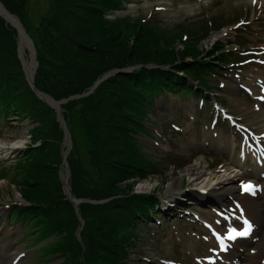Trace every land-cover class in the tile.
<instances>
[{"label":"rangeland","instance_id":"1","mask_svg":"<svg viewBox=\"0 0 264 264\" xmlns=\"http://www.w3.org/2000/svg\"><path fill=\"white\" fill-rule=\"evenodd\" d=\"M97 2H102L105 9L97 7ZM118 3L119 0H0V5L16 21V24L10 21L0 11V68L7 78L5 86L10 91V95L7 94L11 102L21 101L25 112L23 114L21 108L13 106L14 113L0 114V209L5 208L6 203L23 200L22 197L31 200L22 194L30 170L26 166L40 160L42 180L28 192L41 199H57L61 204L69 201L74 206L75 226L71 236L75 240V253L68 249L70 235L63 231L62 226L51 236L44 233L37 240L31 237L35 220L24 221L30 226V230H26L28 236L24 237L19 228L22 223L16 225L9 221L6 216L8 208L2 210L0 231L5 229L6 254L13 252L14 256L19 250H27V256L19 264H118L120 256L121 263L129 257L133 264H194L193 255L204 254L203 246L193 249L189 245L190 239L197 242L194 233L204 231L201 223L195 221L214 217L212 207L218 202H211L209 198L223 193L216 183L192 182L199 172L196 162L201 161L206 170L215 173L226 172L227 165L236 172L227 154L214 148L193 150L188 144L192 132L201 134L199 124L210 125L213 117L210 118L204 111L203 116L197 102L203 94L207 109L221 106L224 112L232 115L249 131L260 133L264 130L249 120L252 113L248 115L249 119L239 115L242 114L241 105L249 112L254 106L256 108L255 96L250 93L259 95L261 90L260 82L264 75V0H256L255 3L253 0H121V5ZM213 20L217 24L210 27L212 30L207 35L189 33L198 28L197 23ZM140 31L147 32L150 38L157 41L139 39ZM181 35L186 38H180ZM138 39V45L143 46L137 51L139 55L149 56L150 51L159 47L164 51H174L177 59L171 62H138L126 68L111 67L103 77L102 68L123 50L115 47L135 45ZM185 50L187 53L184 54ZM189 50L195 51V57ZM238 57L243 62L237 65L232 63L237 61L223 62ZM250 58L248 63L242 64ZM203 59L223 64L221 70L224 72L211 76L215 80L209 89L195 80L192 72L178 68L182 61L189 65L192 61ZM143 68H162L164 72L174 73L178 68V72H184L188 83L198 89L199 94L192 93L179 100L173 93H165V97L162 95L156 100L155 107L147 106L132 97L138 96V92L131 89L129 81L124 83L123 97L118 98L121 116L116 119L114 127L121 133L122 144L130 152H123L124 159H129L130 165L136 159L125 141V133L131 134L130 141L133 133L140 139L143 150L151 155L150 161H157L158 164L155 163L152 172L150 167L147 174L130 171L128 174L135 177L126 176L121 180L107 163V156L112 150L102 140L112 138L100 110L101 102L89 103L97 86L85 93H72L93 76L99 77L96 82L102 77L105 82L119 72H142ZM141 109L150 114H143ZM194 109L197 114L195 126L185 133L181 132L185 125L190 126L189 112ZM177 115L184 119L170 120ZM123 117L133 122L123 123ZM94 121L99 130L94 129ZM172 123L180 126L181 130L173 128ZM135 125L148 129L151 137L135 133ZM214 129L219 135L226 136L220 139V143H228L230 131L224 124L219 122ZM259 138L264 142V135ZM26 151L30 153L27 155ZM80 152L89 156L85 164ZM218 163L223 166L218 168ZM190 168L194 176L189 174ZM238 175L242 176L241 173ZM133 181L134 185L129 187V182ZM146 181L151 183V187L140 189ZM173 183L176 191L190 190L192 198L165 204L161 201V212L142 222L140 240L129 243V247L125 248L127 257L123 258L120 251L123 247L118 244L120 233L114 235L111 228L104 225L105 213L115 207L117 191H126L121 197H126L129 191L135 189L160 192L161 197H167ZM201 185H207L209 192L200 194L197 187ZM224 197L227 200L229 196ZM62 205L68 214V204ZM52 216L53 223L62 222ZM127 225L123 230L130 231ZM59 248L66 255L57 251ZM104 250H109L111 256Z\"/></svg>","mask_w":264,"mask_h":264},{"label":"trees","instance_id":"2","mask_svg":"<svg viewBox=\"0 0 264 264\" xmlns=\"http://www.w3.org/2000/svg\"><path fill=\"white\" fill-rule=\"evenodd\" d=\"M97 7H102L105 9L106 6L102 2H97ZM121 4V0H119V3ZM214 24L217 23L216 20L212 21ZM136 24V23H135ZM205 24V25H204ZM198 28L196 30L189 31V33L193 34H198L199 32H204L206 35L209 32V24L204 22L203 24L197 23ZM136 28V27H135ZM164 33V29H162ZM139 39H145V40H150L151 42L157 41L155 38H150V35L147 32L140 31L138 33ZM164 38H169L165 36ZM139 39L137 40V43L135 45L131 46H118L115 48L118 49H123L120 53L116 54L112 58L109 59V61L106 63V65L102 68V76L111 67H116V68H126L132 65L137 64L138 62H159L160 60L162 62H171L177 59L176 53L174 51L168 50L164 51L162 49H159V47L155 48L153 51L149 52V56H142L137 53V51L142 48L143 46L138 45ZM145 51V50H142ZM190 53L194 54L193 57H195V51L189 50ZM156 53V54H153ZM184 54L187 53V50L183 52ZM222 55V54H221ZM225 57V55H222ZM184 57V56H183ZM124 59V60H123ZM1 62V59H0ZM183 63H180L178 65L179 69H185V72L189 73L192 72L195 75V79L199 78L201 82L207 81L206 77L208 76V72H210L213 69H219V66L216 64H212L211 62H208L206 60H197L195 62H190L188 65L185 63V61H182ZM227 62V61H225ZM0 66H2L0 64ZM176 70H179V69ZM6 71V69H5ZM5 72L2 71L0 68V104H5L8 105L10 103V98H8V94L10 95V91L6 90L5 82H6V76L4 74ZM101 76V77H102ZM144 78L140 84L137 83L136 81L139 79ZM99 79V77H91L90 80L84 84L81 88H78L76 91H74L72 94H78V93H85L91 89V87L95 84V82ZM130 85L133 86V90L138 92L137 99L140 98V101L148 104L146 102V99L153 97L155 94H164V90H173V88L177 85L181 89H184L187 93L193 92V88L188 85L184 77H178L174 72H164L162 68L159 69H148V68H143L142 72H119L115 76H110L109 78L104 80L98 84V86L92 91V96H90L89 103H96V101H100V110L102 111L103 117L106 119L105 124L108 126L110 129V135L111 138L110 140H102V143L107 144L108 149H111V155L107 156L108 161L107 163L111 167L114 175H117V177L121 180H124L126 176H129V178L135 177V175L128 174L131 172L133 173H140L143 172V169L149 165L150 163L145 161L143 157L133 159L130 165L129 159H124L123 152H129L127 149V146L122 144L121 140V133L114 128L117 124L116 119H118L121 115V110L120 106H118L119 103V97H123V92H124V83L128 82ZM130 81L135 82V84H132ZM176 82V83H175ZM106 85V86H105ZM12 89H14L13 86H11ZM106 87V88H105ZM8 93V94H7ZM15 95V94H14ZM136 98V96H135ZM70 102L72 100H69ZM126 103V102H123ZM13 104H18L22 105L23 103L21 101H17ZM120 111V113H119ZM145 111V110H142ZM117 113V115H116ZM124 114V112H123ZM130 116H134L130 114ZM124 119L122 120L123 123L130 124L133 121L123 117ZM128 122V123H127ZM123 125V124H119ZM118 125V126H119ZM121 128L123 126H120ZM94 129L99 130V127L97 128V122L94 121ZM137 131V129H136ZM94 137L97 139V137L94 135ZM127 138V137H126ZM126 141V140H125ZM97 142V141H96ZM99 143V142H98ZM102 146V144H100ZM136 147V146H135ZM137 149V147H136ZM43 150V153H45V150ZM130 153V152H129ZM133 154V151H132ZM81 158L84 160V164L89 160V156L85 153H81ZM134 155V154H133ZM83 164V165H84ZM81 165V166H83ZM140 167L139 169H137ZM29 173L27 177V185H25L22 188V194L28 198H30L33 203L32 205L26 207L25 209H20L19 214L22 217L32 216L33 218L37 219V222L41 225L42 228H49L50 233H54V231H58L60 226H62L64 232L69 233V245L68 249L71 252L75 253V240L71 236V230L74 228L75 223H74V207L69 201L63 202L62 204H68L69 206V213L67 214V211L65 210L64 206L59 202L57 199H41L38 197H35L31 195L28 191L33 190V188L37 185V183L42 180V177L40 176V172L42 169V162L37 161L36 164H31L29 166ZM89 170V169H87ZM130 186L132 187L134 185L133 182H129ZM132 189V188H131ZM119 193H124L126 192L125 190H120L117 191ZM115 192V193H117ZM149 199L148 197H133V198H119L114 200L115 207L112 209V211H108L105 213L104 217V225H108L111 230L113 231L114 235L117 233H120V228H123L124 225L126 224V218L127 215H129L127 221L131 220L130 216L134 215L135 213L141 212L142 206L144 204H149ZM59 203V205H58ZM49 205H53L50 207ZM32 208V209H31ZM92 212V211H91ZM66 213V214H65ZM96 216L97 214L94 213ZM58 217L62 220V222H54L53 216ZM69 215L71 217H69ZM43 219V220H42ZM42 220V221H41ZM52 224L55 226L52 227ZM57 227V228H56ZM105 244H107L105 240ZM62 250L64 254H66L62 248H59ZM121 251V249H120ZM105 254H108L111 256L110 251L108 250L105 251ZM119 252V248H118ZM119 262H121L122 257H118Z\"/></svg>","mask_w":264,"mask_h":264},{"label":"bare ground","instance_id":"3","mask_svg":"<svg viewBox=\"0 0 264 264\" xmlns=\"http://www.w3.org/2000/svg\"><path fill=\"white\" fill-rule=\"evenodd\" d=\"M1 8L2 7L0 6V9ZM5 15L10 21L16 23L14 16H12L10 14H5ZM246 106H248V104H246ZM206 107H207V105H206ZM241 108H242V114H239V115H242L245 118H248V115L250 113H252L250 116L251 119H249V118L248 119L253 121L255 124H258L259 126H262L264 128V104H263V106L257 108L258 111L252 110L251 112H249L247 110V108L242 107V105H241ZM248 108H249V106H248ZM233 130L236 133H241V132L247 131L246 127H244V126H234ZM224 138H226L225 134L222 135L221 139H224ZM238 141H240V140L239 139L237 140V138H234V137H230V139L228 138V143L226 145L221 143V145H215V147L220 148L224 152H229L232 148H234L236 146V143ZM195 142L198 143V140L195 139ZM14 146H17V145H14ZM14 146H9L8 148L13 149ZM1 148L2 147L0 145V149ZM238 160H240V159L238 158ZM200 163H201L200 161H197V163H196V166L199 167L198 178L200 179V181L201 182H210V181L215 182L224 191L223 193H219L216 196L217 201H220L226 193L227 194H233L235 192V187L232 186V184H231V178H230L231 175H229V173L227 172L228 168L224 174H218V173H214L212 171H207L204 167H202V165H200ZM62 174L64 175V177H67V175L65 174L64 171H62ZM150 185H151V183L149 181H146L144 184H142V187H139V188L140 189H148L151 187ZM170 191H171V194H170L171 201H178L179 198L182 200H185L190 195V192H187V191H185L184 193L177 192L174 187L171 188ZM245 197H247V196H245ZM209 200L212 202V198ZM250 210L252 213H254L256 215L255 219L259 220L262 223V225L260 227V228H262L263 221H264V216L262 214L263 210L256 208L253 205H250ZM1 211H2V209H0V213H1ZM11 255L7 256L6 252L2 251L0 253V264H9L8 262H12L13 258L11 257Z\"/></svg>","mask_w":264,"mask_h":264},{"label":"snow or ice","instance_id":"4","mask_svg":"<svg viewBox=\"0 0 264 264\" xmlns=\"http://www.w3.org/2000/svg\"><path fill=\"white\" fill-rule=\"evenodd\" d=\"M256 0H253V3H255ZM243 23V21L241 22ZM243 190L246 192H254V186L251 183H247L243 185ZM245 228L243 231H236L231 230L228 234V239H235L237 236H247L250 234L252 225L247 220L244 221ZM221 247H224L223 239L221 238Z\"/></svg>","mask_w":264,"mask_h":264},{"label":"water","instance_id":"5","mask_svg":"<svg viewBox=\"0 0 264 264\" xmlns=\"http://www.w3.org/2000/svg\"><path fill=\"white\" fill-rule=\"evenodd\" d=\"M2 8L0 9V11L5 15V14H10L12 15L4 6L0 5ZM6 16V15H5ZM13 16V15H12ZM7 18V17H6ZM8 19V18H7ZM16 24V23H15ZM95 87V85L93 86V88ZM92 88V89H93Z\"/></svg>","mask_w":264,"mask_h":264}]
</instances>
